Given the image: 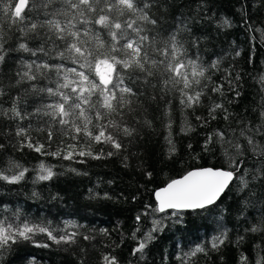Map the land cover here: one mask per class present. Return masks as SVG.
<instances>
[{"label": "trees", "instance_id": "obj_1", "mask_svg": "<svg viewBox=\"0 0 264 264\" xmlns=\"http://www.w3.org/2000/svg\"><path fill=\"white\" fill-rule=\"evenodd\" d=\"M146 3L150 7L145 12L149 20L157 21L155 25L135 16L125 15L123 19H135L137 27L145 30L143 34L155 37L161 47L176 33L187 51L185 60H196L206 69L201 83L189 92L203 94L199 104L186 107L178 89L164 91L163 77L155 69L156 75L147 78H137L138 70L122 73L135 95L126 96L127 103L119 110L124 121L121 128L134 131L132 136L120 132L119 151L111 144L81 136L77 149L90 146L93 156L103 153L99 159L42 155L21 144L31 138L33 144H44L46 152L59 148L67 154L68 145L75 143L69 135L74 129L44 114V106L53 102L46 89L64 82L65 73L58 75L55 70L61 64L66 69L83 70L90 78L99 77L95 63L89 73L67 58L64 41L47 22L59 20L64 25L72 20L76 24L73 31H79L81 39L94 47V37L99 34L110 46L109 31L94 23L104 13L97 10L93 14L83 5L80 10L72 9L64 0H30L24 22L13 23L0 3V56L4 57L0 61V109L7 110L6 114L0 112V169L12 168L13 164L29 169L20 183L0 180V219L13 217L19 210L33 222L51 221L60 229L65 228V222L78 226L67 229L78 232L75 243L57 245L38 234L0 251V264H104L105 255L115 256L119 264H257L258 260L264 264V155H260L264 150V117L260 115L264 111V0H140L138 7ZM223 18L230 21V27L223 25ZM33 23L38 26L35 31H22ZM21 43L30 51L20 49ZM153 47H149L150 53ZM61 52H65L63 59ZM213 61H218L215 68L210 67ZM32 63H47L51 70L44 69L40 75L33 68L37 79L22 80L21 75ZM101 71H106L104 65ZM67 75L68 79L77 78ZM217 87L221 90L212 91ZM40 88L45 91L38 92ZM216 103L223 107L216 110L213 119L209 109ZM14 104L24 119L12 115ZM88 115L93 125L98 123L94 110ZM110 120L120 121L121 116H106L104 123ZM83 123L81 120L80 125ZM19 128L26 130V136L16 135ZM242 128L246 129L244 136H240ZM217 131L224 133V141L215 135ZM209 135L212 141L206 147ZM249 135H253L256 151L248 143ZM169 136L175 145L171 155ZM235 143L241 146L239 154ZM108 152L115 154L109 156ZM41 162L51 166L55 173L52 179L36 180ZM198 167L238 171L208 211H184L182 222H176L171 211H155V191ZM18 170L12 168L5 174ZM241 178L247 180V187ZM153 220L161 221L162 230L152 233L153 239L142 254L133 255V249L153 228ZM254 225L260 231H251ZM224 229L228 230L227 239L218 249L211 248L212 238ZM42 244L49 246H37ZM197 245L205 251L188 257Z\"/></svg>", "mask_w": 264, "mask_h": 264}, {"label": "snow or ice", "instance_id": "obj_2", "mask_svg": "<svg viewBox=\"0 0 264 264\" xmlns=\"http://www.w3.org/2000/svg\"><path fill=\"white\" fill-rule=\"evenodd\" d=\"M49 2H52V0H49ZM0 3H3V12L12 17L13 23L24 22L30 7V0H8L7 3H4V0H0ZM64 3L70 4L72 9L80 10L81 5H83L93 14L97 10L104 13L99 15V18L94 23L100 25L102 29L109 31L111 45H107L97 34L94 37L96 44L93 47L87 41L81 39L79 31H73L76 28V24L72 20H69L64 25L59 20L47 22L49 29L56 33L58 39L64 41L67 58L71 59L79 69H87L89 73L92 71L93 63H95L96 76L99 79L90 78V75L86 74L85 71H78L77 68L66 69L63 64L57 66L55 70L58 75L61 72L65 73L63 77L64 82L58 83L55 89L52 87L46 89L48 96L53 99V102L44 106V114L51 116L53 122L58 121L65 128L74 129V134L69 133V135L75 143L68 145L69 151L67 154H64L59 148L56 152H46L44 151V144H33L31 138L26 139L21 144V147L32 148L42 155H64V159H73L76 155L81 157L93 156L90 146H87V150H84L86 146H81V149H77L80 137L83 136L89 140H94L96 143L111 144L113 148L119 151L122 148V141L119 139L120 132L122 131L125 136H132L134 131L130 127L121 128L124 121L123 113L119 112V110L125 107L127 103L125 100L126 96L135 95L132 88L128 87L125 83L124 75H122L124 72L138 70L139 75L137 78L139 76L147 78L156 75V72L153 71L155 69L163 77L164 91L179 90L182 97L181 104H184L186 107H192L194 104L200 103L202 91H197L194 94H189V92L193 89L194 85L201 83V78L204 77L206 69L197 63L196 60H185L187 51L183 43L178 39L177 34H171L168 40L164 42L163 47H161L156 43L155 37L143 34L145 30L137 27L135 19L127 21L123 19L125 15L135 16L138 20L155 25L157 21L155 19L149 20V16L145 12V9L150 7L149 4L146 3L143 8H139L138 4L140 0H93L96 7H93V3H90V0H79L78 3H73L72 0H64ZM100 4H105L106 7L100 8ZM223 25L231 26L230 21L226 18H223ZM37 27V24L33 23L31 28L22 29V31H35ZM84 35H87V32ZM69 40L72 42L69 43ZM149 41L151 44L148 43ZM151 45H154V47L150 53L149 47ZM19 48L24 51H30L24 43H21ZM40 51H43V49H40ZM32 54L36 55L35 52ZM59 55L63 59L65 52H61ZM153 55L157 58L153 59ZM3 59L4 57L0 56V61ZM101 65L105 66L106 71H101ZM217 66L218 61H213L210 67L215 68ZM27 68L28 71L21 75L22 80L34 81L37 79V75L32 72L33 68L40 75H43L42 70L44 69L51 70L50 65L47 63H32L28 64ZM68 73L77 78L68 79ZM220 90V87L212 89L214 92ZM37 91L44 92L45 89L40 88ZM222 107V104H213L209 109V115L215 119L214 114L216 110ZM93 110L95 120L98 122L95 125H93L92 117L88 115ZM0 112H5L6 114L7 110L0 109ZM11 112L14 117L24 119L21 112L15 107V104ZM37 112H40V109H37ZM113 114H119L121 120H110L104 123V118ZM260 115L264 117V111ZM197 119L200 118L197 117ZM225 119H228L227 115ZM81 120L84 121L83 126L80 125ZM146 123L150 122L146 121ZM168 127L169 129L171 128L170 123ZM49 129L48 141L51 142L53 140V131L51 130V126H49ZM182 130L190 131L191 129ZM245 131L246 129L242 128L240 136H244ZM256 131H259V129ZM26 134L24 128H19L16 133L17 136H26ZM215 135L221 141H224L223 132L217 131ZM166 139H168V143L170 144L169 155H171L175 151V145L172 144L170 136ZM211 141L212 135H209L205 146L207 147V144L211 143ZM226 143L233 144L232 141H226ZM248 143L253 146L254 151L257 150L253 135L248 136ZM233 146L237 154H239L240 144L235 143ZM114 154V152L107 153L109 156ZM101 155L103 153L93 156V158L99 159ZM260 155H264V150L260 151ZM12 168L19 170L11 175L5 174L12 171ZM12 168L0 169V180L6 181L9 184H17L25 178V174L29 171L28 168H23L19 164H13ZM39 168L40 173L36 177L37 181L50 180L55 175L51 166H46L43 162H41ZM73 171L75 170L73 169ZM237 171L238 168L225 170L214 167H198L188 170L180 178L172 179L166 186L155 192L157 200L155 211L165 213L167 210H171V216L176 217V222H182L183 217L181 213L184 211H208L217 203L221 195L229 187ZM148 175L150 176L151 173H148ZM241 183L247 187V180L241 178ZM34 195L36 194L34 193ZM139 219L138 215L137 220ZM69 227L77 228L78 226L65 222V228L60 229L54 227L51 221L47 223L43 221L33 222L29 217L22 215L17 210L13 217L0 219V251L9 249L12 245L21 241H29L38 234L46 235L49 240L57 245L75 243L78 232L67 231ZM158 230H162V223L160 220H153V228L145 234L137 247L133 249V255L137 253L142 254L148 242L153 239L152 233ZM101 231L103 232L104 230L101 229ZM136 231L138 232L139 229H136ZM251 231L257 232L260 231V228L254 225ZM227 233L228 230L224 229L220 235L214 236L210 241L211 248L218 249L227 239ZM133 237H135V232L133 233ZM84 239H89V237L85 236ZM238 239L243 238L239 237ZM37 246L48 247L49 245L42 244ZM204 251V247L197 245L187 255L188 257H194L197 253ZM245 259V257H241L242 261ZM103 261L104 264H119L115 256L105 255ZM257 264H260L259 260Z\"/></svg>", "mask_w": 264, "mask_h": 264}, {"label": "water", "instance_id": "obj_3", "mask_svg": "<svg viewBox=\"0 0 264 264\" xmlns=\"http://www.w3.org/2000/svg\"><path fill=\"white\" fill-rule=\"evenodd\" d=\"M179 178H180V177H179ZM176 179H178V178H176ZM165 186H166V185H165ZM163 187H164V186H163ZM161 188H162V187H161ZM159 189H160V188H159ZM157 190H158V189H157ZM157 190H156V191H157ZM156 191H155V192H156ZM154 198H155V201H156V204H157V200H156V197H155V193H154ZM167 211H168V210H167Z\"/></svg>", "mask_w": 264, "mask_h": 264}]
</instances>
